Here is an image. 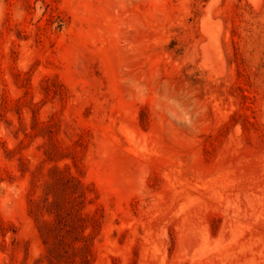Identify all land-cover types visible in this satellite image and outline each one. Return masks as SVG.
Returning <instances> with one entry per match:
<instances>
[{
    "label": "rangeland",
    "instance_id": "rangeland-1",
    "mask_svg": "<svg viewBox=\"0 0 264 264\" xmlns=\"http://www.w3.org/2000/svg\"><path fill=\"white\" fill-rule=\"evenodd\" d=\"M0 264H264V0H0Z\"/></svg>",
    "mask_w": 264,
    "mask_h": 264
},
{
    "label": "bare ground",
    "instance_id": "bare-ground-1",
    "mask_svg": "<svg viewBox=\"0 0 264 264\" xmlns=\"http://www.w3.org/2000/svg\"><path fill=\"white\" fill-rule=\"evenodd\" d=\"M207 244L206 240L204 241V246Z\"/></svg>",
    "mask_w": 264,
    "mask_h": 264
}]
</instances>
